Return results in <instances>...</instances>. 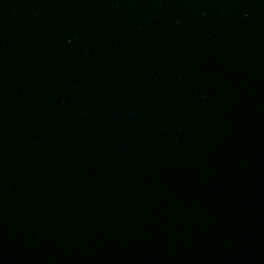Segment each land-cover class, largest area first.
I'll return each instance as SVG.
<instances>
[{
  "label": "water",
  "instance_id": "1",
  "mask_svg": "<svg viewBox=\"0 0 264 264\" xmlns=\"http://www.w3.org/2000/svg\"><path fill=\"white\" fill-rule=\"evenodd\" d=\"M0 264H264V0H0Z\"/></svg>",
  "mask_w": 264,
  "mask_h": 264
}]
</instances>
